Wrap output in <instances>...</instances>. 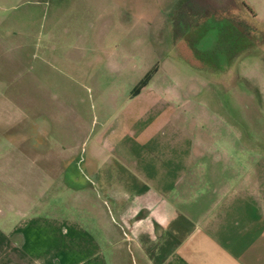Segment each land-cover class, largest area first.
<instances>
[{"label": "rangeland", "instance_id": "374dc122", "mask_svg": "<svg viewBox=\"0 0 264 264\" xmlns=\"http://www.w3.org/2000/svg\"><path fill=\"white\" fill-rule=\"evenodd\" d=\"M0 92L1 156L154 140L264 159V0H0ZM24 161L0 179L5 226L37 200ZM60 191L41 197L63 214Z\"/></svg>", "mask_w": 264, "mask_h": 264}, {"label": "crops", "instance_id": "0c3cea01", "mask_svg": "<svg viewBox=\"0 0 264 264\" xmlns=\"http://www.w3.org/2000/svg\"><path fill=\"white\" fill-rule=\"evenodd\" d=\"M152 141L153 151L140 140H95L88 155L66 144L64 153L0 155L4 181L32 160L37 196L11 206L14 224L1 220L0 264H111L109 253L118 264V252L132 249L146 264H264V159L224 153L211 161L200 141L185 157L182 141L167 143L172 149ZM206 158L222 167L198 169ZM57 185L63 214L41 197Z\"/></svg>", "mask_w": 264, "mask_h": 264}]
</instances>
